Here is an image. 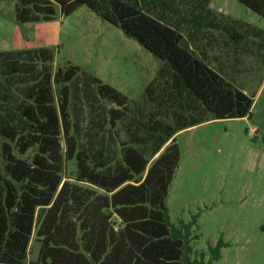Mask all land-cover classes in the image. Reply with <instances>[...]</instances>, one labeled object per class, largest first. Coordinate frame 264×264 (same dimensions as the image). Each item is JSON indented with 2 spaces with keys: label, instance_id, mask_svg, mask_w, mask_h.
Wrapping results in <instances>:
<instances>
[{
  "label": "trees",
  "instance_id": "obj_1",
  "mask_svg": "<svg viewBox=\"0 0 264 264\" xmlns=\"http://www.w3.org/2000/svg\"><path fill=\"white\" fill-rule=\"evenodd\" d=\"M7 1L15 2L23 25L57 16L54 0ZM114 1L100 0V12H112ZM121 1L184 34L186 59L192 55L203 70L218 73L226 95L264 63V30L214 11L212 0ZM241 1L264 14V0ZM54 53L0 51V264L218 260L228 244L221 238L210 246L206 261L191 245L199 214L175 224L167 205L181 158L178 132L215 119L183 74L185 60L165 56L133 100L72 63L54 72Z\"/></svg>",
  "mask_w": 264,
  "mask_h": 264
},
{
  "label": "rangeland",
  "instance_id": "obj_2",
  "mask_svg": "<svg viewBox=\"0 0 264 264\" xmlns=\"http://www.w3.org/2000/svg\"><path fill=\"white\" fill-rule=\"evenodd\" d=\"M54 3L55 19L23 25L16 22L15 2L0 1V51L50 48L54 72L72 63L133 100L141 99L165 56L185 60L183 74L196 84L215 119L176 136L181 158L167 198L171 222H190L199 214L192 228V236L199 234L191 244L194 251L209 261L210 246L221 238L228 244L212 264H264V63L241 76L226 95V88L217 86L225 83L218 73L203 70L192 55L186 59L180 45L184 34L142 10L121 0L110 13L100 12V0ZM256 7L241 0L211 1L214 11L264 30V14ZM225 97L235 101L230 113L238 114L229 113L232 102ZM70 169L68 163L66 175ZM32 245L35 257L39 245Z\"/></svg>",
  "mask_w": 264,
  "mask_h": 264
}]
</instances>
